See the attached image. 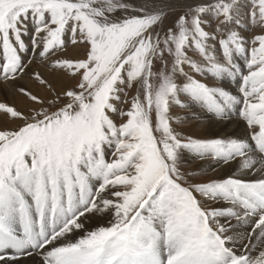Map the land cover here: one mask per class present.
Masks as SVG:
<instances>
[{"label": "snow or ice", "instance_id": "6c2138e0", "mask_svg": "<svg viewBox=\"0 0 264 264\" xmlns=\"http://www.w3.org/2000/svg\"><path fill=\"white\" fill-rule=\"evenodd\" d=\"M29 262L264 264V0H0V264Z\"/></svg>", "mask_w": 264, "mask_h": 264}, {"label": "rangeland", "instance_id": "374dc122", "mask_svg": "<svg viewBox=\"0 0 264 264\" xmlns=\"http://www.w3.org/2000/svg\"><path fill=\"white\" fill-rule=\"evenodd\" d=\"M204 128L206 130H204ZM208 130L209 129L207 128V126L202 125L201 122L198 121V120H191L190 119L189 123L187 125H185V131L192 132V133H194L196 135H202V136H210V135H212ZM190 166L191 167H195L196 165H190Z\"/></svg>", "mask_w": 264, "mask_h": 264}, {"label": "bare ground", "instance_id": "6f19581e", "mask_svg": "<svg viewBox=\"0 0 264 264\" xmlns=\"http://www.w3.org/2000/svg\"><path fill=\"white\" fill-rule=\"evenodd\" d=\"M199 121V120H198ZM202 125H205V126H207V128L209 129L208 131L211 133V134H213V133H216V134H220V135H223V134H225V133H229V132H231V131H233V127H228V128H223V126L222 125H220V124H216V123H214V122H212L211 120H209V119H204L203 120V123H201ZM202 128V127H201ZM204 130H206L205 128H204ZM207 132V131H206ZM209 133V134H210ZM29 264H30V262H29Z\"/></svg>", "mask_w": 264, "mask_h": 264}]
</instances>
